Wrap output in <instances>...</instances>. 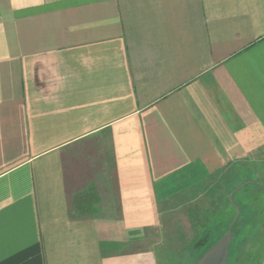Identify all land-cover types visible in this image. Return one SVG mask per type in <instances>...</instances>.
I'll use <instances>...</instances> for the list:
<instances>
[{"label": "crops", "instance_id": "obj_1", "mask_svg": "<svg viewBox=\"0 0 264 264\" xmlns=\"http://www.w3.org/2000/svg\"><path fill=\"white\" fill-rule=\"evenodd\" d=\"M238 169L264 177V0H0V264H158Z\"/></svg>", "mask_w": 264, "mask_h": 264}, {"label": "rangeland", "instance_id": "obj_2", "mask_svg": "<svg viewBox=\"0 0 264 264\" xmlns=\"http://www.w3.org/2000/svg\"><path fill=\"white\" fill-rule=\"evenodd\" d=\"M240 171L238 169L236 173L237 177L240 178V182L253 179L260 186L248 184L240 189L235 197L236 202L240 205L243 218L234 229V240L231 244V252L227 264H249L250 261L251 264H254L257 262L255 256L252 260L249 258L247 262H245V257H247L246 250L249 248L250 242L256 233L257 235L259 234L264 245V216L259 217L257 212H254L257 209H264V177L261 176L263 174L262 171H259L258 174L254 170L252 172ZM224 181L226 179H222L221 185ZM213 198L214 194L205 193L199 200L192 203L190 207L186 206L182 211L175 212L172 217L164 218L160 234L157 236L158 242L154 246L158 264H193L206 249L215 243L217 231L206 238L207 243L203 249L196 250L193 248L195 239L198 237L204 238L206 231H209L212 226L222 221L225 223L220 229L224 230L229 221L236 217L232 206L226 207V210L224 209L221 215H213ZM225 204H227V201ZM260 220L262 224L260 230H257L256 226ZM250 224H253L254 227L250 228Z\"/></svg>", "mask_w": 264, "mask_h": 264}, {"label": "trees", "instance_id": "obj_3", "mask_svg": "<svg viewBox=\"0 0 264 264\" xmlns=\"http://www.w3.org/2000/svg\"><path fill=\"white\" fill-rule=\"evenodd\" d=\"M231 180V181H230ZM233 178H229V177H226V181L223 182V189L222 190V193L220 195H218V199L216 200V203L218 205H216V207L214 208V210L212 211L213 215H221L223 213V210L222 208L219 206L222 198H226V201L227 203L233 207L234 211H235V214H236V221L234 222L233 226H232V230H233V233H234V229L235 227L237 226V224L240 223V221L242 220V211H241V208H240V205L236 202L235 200V197L237 196V193L240 189H242L244 186L248 185V184H256L258 186H260L258 183L255 182V180L253 179H247V180H244V181H239L240 178L239 177H236L235 178V182H237V184L234 185V182H233ZM239 182V183H238ZM226 185V186H225ZM230 185V186H228ZM229 187V188H228ZM227 188V189H226ZM233 193V198H231V195ZM254 212H257V214L259 215V217H263L264 215V209H257V210H254ZM239 215V216H238ZM235 218H232L229 223L227 224V227L226 229H220V227L225 223V222H220V223H217L216 225L212 226L209 231H206L205 233V237L204 238H197L195 239L194 243H193V248L198 250V249H203L207 243V240L206 238L212 236L216 231V239H215V242L228 230L229 226L231 225V223L234 221ZM261 219V218H260ZM258 225L256 226L257 230L259 229L260 230V227H261V220L258 221L257 223ZM254 227L253 224H250V228ZM223 230V231H222ZM234 240V234H233V239L230 243V246H229V254H228V258L230 256V250H231V244ZM208 248V247H207ZM193 249V251H194ZM206 249V248H205ZM207 250V249H206ZM264 250V245L259 237V234L254 236L253 240H251L250 242V245H249V248L246 250L247 253H246V256L245 257V262H247L249 260V258L252 260L253 257L255 256V258L257 259V262L254 263V264H259L260 263V258L262 256V251ZM228 261V259H227ZM247 264V263H246ZM251 264V261L250 263Z\"/></svg>", "mask_w": 264, "mask_h": 264}, {"label": "water", "instance_id": "obj_4", "mask_svg": "<svg viewBox=\"0 0 264 264\" xmlns=\"http://www.w3.org/2000/svg\"><path fill=\"white\" fill-rule=\"evenodd\" d=\"M232 196L233 193L231 198ZM236 219L237 218L234 219L224 235H222L211 247L205 250L193 264H227L229 246L233 239L232 226Z\"/></svg>", "mask_w": 264, "mask_h": 264}]
</instances>
